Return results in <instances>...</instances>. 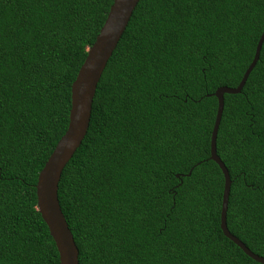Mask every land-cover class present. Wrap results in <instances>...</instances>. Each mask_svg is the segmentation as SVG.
<instances>
[{"label":"trees","instance_id":"trees-1","mask_svg":"<svg viewBox=\"0 0 264 264\" xmlns=\"http://www.w3.org/2000/svg\"><path fill=\"white\" fill-rule=\"evenodd\" d=\"M113 0H0V264H59L36 183ZM264 0H140L58 184L79 264H260L220 230L214 92L236 88ZM216 153L229 232L264 258V42L224 95Z\"/></svg>","mask_w":264,"mask_h":264},{"label":"water","instance_id":"water-1","mask_svg":"<svg viewBox=\"0 0 264 264\" xmlns=\"http://www.w3.org/2000/svg\"><path fill=\"white\" fill-rule=\"evenodd\" d=\"M139 1L140 0H113L106 19L94 43L88 48L86 58L71 85V107L67 129L57 142L54 150L37 177L35 188L37 211L47 226L49 234L55 243L59 255V264H79L78 249L61 211L58 200V184L61 174L87 134L93 98L98 82L107 62L111 58L125 32ZM263 42L264 31L256 45L254 57L238 86L236 88L220 87L214 92L213 95L217 99V112L210 140V160L218 165L224 178L220 212V230L225 238L233 242L253 261L260 264H264V258L250 251L248 247L233 236L227 228L226 214L232 181L225 165L216 153V137L224 108V95H235L241 92L249 74L259 59Z\"/></svg>","mask_w":264,"mask_h":264}]
</instances>
